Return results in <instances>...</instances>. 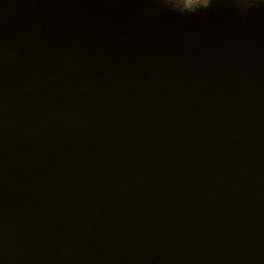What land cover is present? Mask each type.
Instances as JSON below:
<instances>
[{
    "label": "water",
    "instance_id": "obj_1",
    "mask_svg": "<svg viewBox=\"0 0 264 264\" xmlns=\"http://www.w3.org/2000/svg\"><path fill=\"white\" fill-rule=\"evenodd\" d=\"M0 264H264V0H0Z\"/></svg>",
    "mask_w": 264,
    "mask_h": 264
},
{
    "label": "snow or ice",
    "instance_id": "obj_2",
    "mask_svg": "<svg viewBox=\"0 0 264 264\" xmlns=\"http://www.w3.org/2000/svg\"><path fill=\"white\" fill-rule=\"evenodd\" d=\"M199 0H185V6L188 8H191L193 6L194 3H198ZM203 3L205 5L209 4V0H203Z\"/></svg>",
    "mask_w": 264,
    "mask_h": 264
},
{
    "label": "clouds",
    "instance_id": "obj_3",
    "mask_svg": "<svg viewBox=\"0 0 264 264\" xmlns=\"http://www.w3.org/2000/svg\"><path fill=\"white\" fill-rule=\"evenodd\" d=\"M209 3H211V0H209Z\"/></svg>",
    "mask_w": 264,
    "mask_h": 264
}]
</instances>
